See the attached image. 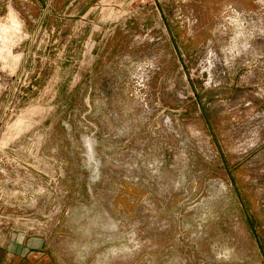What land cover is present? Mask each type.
Listing matches in <instances>:
<instances>
[{"label": "rangeland", "instance_id": "obj_1", "mask_svg": "<svg viewBox=\"0 0 264 264\" xmlns=\"http://www.w3.org/2000/svg\"><path fill=\"white\" fill-rule=\"evenodd\" d=\"M15 239L38 264H264V0H0Z\"/></svg>", "mask_w": 264, "mask_h": 264}, {"label": "crops", "instance_id": "obj_2", "mask_svg": "<svg viewBox=\"0 0 264 264\" xmlns=\"http://www.w3.org/2000/svg\"><path fill=\"white\" fill-rule=\"evenodd\" d=\"M35 248L36 246L26 244L22 239L0 245V264H38L32 253Z\"/></svg>", "mask_w": 264, "mask_h": 264}, {"label": "bare ground", "instance_id": "obj_3", "mask_svg": "<svg viewBox=\"0 0 264 264\" xmlns=\"http://www.w3.org/2000/svg\"><path fill=\"white\" fill-rule=\"evenodd\" d=\"M14 59V58H13Z\"/></svg>", "mask_w": 264, "mask_h": 264}]
</instances>
